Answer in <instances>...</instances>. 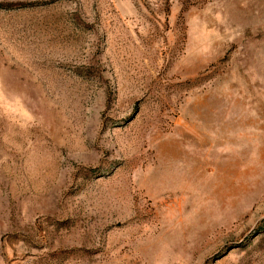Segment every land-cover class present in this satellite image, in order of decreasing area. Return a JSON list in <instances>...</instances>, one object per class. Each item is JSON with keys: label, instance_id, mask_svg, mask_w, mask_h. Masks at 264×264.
I'll return each mask as SVG.
<instances>
[{"label": "rangeland", "instance_id": "374dc122", "mask_svg": "<svg viewBox=\"0 0 264 264\" xmlns=\"http://www.w3.org/2000/svg\"><path fill=\"white\" fill-rule=\"evenodd\" d=\"M0 264H264V0H0Z\"/></svg>", "mask_w": 264, "mask_h": 264}]
</instances>
